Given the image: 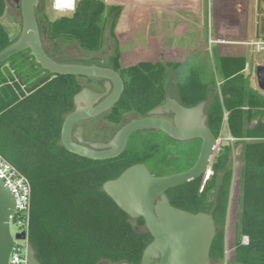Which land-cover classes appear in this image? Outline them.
Segmentation results:
<instances>
[{
    "label": "trees",
    "instance_id": "trees-1",
    "mask_svg": "<svg viewBox=\"0 0 264 264\" xmlns=\"http://www.w3.org/2000/svg\"><path fill=\"white\" fill-rule=\"evenodd\" d=\"M5 9V0H0V52L21 31V21L15 34L3 24ZM115 10L118 7L107 6L102 0H76L72 12L47 22L45 37L51 42L72 41L88 55L102 50L107 30L116 43L114 29L122 44L134 43L137 37L139 41L143 35L145 40L137 44L161 47L160 40L165 38L149 36L148 9L125 7L114 21L110 15ZM184 31L182 23L175 27V34ZM47 55L58 63L76 64ZM107 59L124 83L113 109L115 124L123 116H143L162 104L171 91L186 108L207 102V126L221 140L212 174L203 187L198 178L165 194L174 208L192 214L211 213L216 228L211 264H225L232 147L240 145L237 237L226 264H264V94L251 86L252 69L250 74L244 71L245 65L251 64L248 57L218 56L207 80L191 72L192 61L185 60L174 72L175 88L152 74L123 68L117 45ZM77 78L39 71L28 51L0 64V155L31 185L28 241L40 264H140L152 238L146 230L134 229L143 226V220L132 222L106 196L102 185L137 163H144L151 172L153 163L161 166L153 172L157 176L187 170L195 161L199 141L195 157L180 170L172 168L178 161L176 148L189 142H174L159 132L134 134L122 154L111 160L92 161L67 152L60 143V132L80 89ZM227 136L235 141H226ZM134 138H138L137 146L132 148ZM183 153L187 158L193 150L187 148ZM242 236L248 238L247 245L241 244Z\"/></svg>",
    "mask_w": 264,
    "mask_h": 264
},
{
    "label": "water",
    "instance_id": "water-1",
    "mask_svg": "<svg viewBox=\"0 0 264 264\" xmlns=\"http://www.w3.org/2000/svg\"><path fill=\"white\" fill-rule=\"evenodd\" d=\"M19 9L21 31L18 38L0 52V64L28 51V55L39 66V71L50 75L99 78L113 84L112 93L98 106L84 102L80 107L83 90L73 98L76 109L66 115L61 126L60 143L63 148L76 156L92 160L106 161L122 154L129 137L143 130H158L176 141H201L197 159L188 170L168 176L155 177L143 164L125 169L116 179L103 183L102 190L129 219L142 218L152 241L143 250L140 264H211L210 249L216 228L211 213L192 214L170 205L165 192L169 189L191 183L198 178L205 183L212 174L211 165L219 151L220 140L216 139L207 126L206 101L185 108L176 100L167 97L160 106L149 111L150 117L131 120L117 131L107 144H97L101 151L76 144L72 140L75 123L95 117L113 106L123 92V81L111 69L94 65L58 63L46 53L42 44L35 10L39 0H13ZM119 11L110 15L115 20ZM257 89L264 92V65L255 68ZM172 114V121L156 115ZM14 198L0 179V264H8L13 245L9 218L14 212ZM23 238V234L15 235ZM28 264H40L31 244L26 250ZM105 264V263H100ZM119 264H129L121 262Z\"/></svg>",
    "mask_w": 264,
    "mask_h": 264
},
{
    "label": "rangeland",
    "instance_id": "rangeland-1",
    "mask_svg": "<svg viewBox=\"0 0 264 264\" xmlns=\"http://www.w3.org/2000/svg\"><path fill=\"white\" fill-rule=\"evenodd\" d=\"M107 6L120 7L121 9L125 7L134 8H146L149 10V17L147 18L148 32L149 36L157 37L160 34V29H162V36L166 38H195L198 36L201 28L205 33V36L209 34L212 38L214 37V24L212 12L219 2L213 0H201L200 5L196 0H102ZM221 1V0H220ZM229 1V0H228ZM239 5L241 0H235ZM53 0H39L38 7L35 10L36 19L39 27L40 36L42 39V44L47 53L58 61L75 62V63H90L96 60L105 61L110 53L113 52L115 46L117 45L121 60V65L125 69L138 70L140 73L147 75L152 74V77L156 79H163L171 84L175 83L174 72L177 71L184 63L185 60H191L192 66L190 68L191 72H197L201 75L202 79L207 80L211 71L213 70V60L218 57L216 46L211 47V54L207 53L205 55L203 47L200 43H186V42H173L169 45L165 44L167 49L162 47H142L138 42L145 40V37L141 36L139 41L138 37L134 43L122 44L120 39L117 38V44L109 35V30L106 31L104 35V46L101 51L88 55L78 48L76 43L67 40L49 41L46 39V26L48 21L57 19L62 14H69L70 12H59L55 11L52 4ZM230 2V1H229ZM6 9L4 16L2 18L3 24L15 34L19 28V22L21 21L19 9L14 4L13 0H5ZM221 4H228L221 1ZM253 0H248V10H247V28L248 37L252 32L251 22L256 19L258 23L264 22V15L261 14L260 4L257 6V11L253 12ZM229 7V4L228 6ZM214 8V9H213ZM230 9V8H229ZM227 12L230 13V10ZM121 11V10H120ZM119 11V12H120ZM200 11V13L198 12ZM118 12V13H119ZM117 13V15H118ZM210 13V15H209ZM200 14V15H199ZM116 15V18H117ZM201 16V17H200ZM116 18L114 21H116ZM185 25V31L182 34H175V27L178 24ZM202 26V27H200ZM257 26V25H256ZM259 27V24L257 28ZM187 29V30H186ZM262 35L264 36V30H262ZM114 35L115 33L114 29ZM138 45V46H137ZM245 55L251 61L249 68L245 70V73H249L251 70V86L253 89L257 90L256 81L254 78V68L256 65H264V54L254 55L251 49L247 47H242ZM239 51H236L238 54ZM242 54V53H241ZM240 54V56H241ZM190 57H189V56ZM235 55V56H237ZM100 61V60H99ZM208 63V64H207ZM249 73V74H250ZM42 76V74H40ZM36 78H40L36 76ZM35 78V79H36ZM91 132H97V124L90 123ZM139 138V137H138ZM134 138L132 142V148L136 145V140ZM195 141V142H194ZM225 143L224 141L222 144ZM198 142L196 140L190 141L188 145L178 146L176 149L179 150L178 161L173 167H177L179 170L184 169L189 166L192 156L195 157ZM221 146V145H220ZM219 146V147H220ZM187 148H192L193 155L189 154L187 158L183 153L180 152L186 150ZM232 181L229 197L228 212L226 218V225L224 229V250L225 259L224 262L230 260L233 256L234 242L237 237L236 234V223L238 219V214L240 211L239 197H240V185H239V163H240V145H233L232 147ZM153 172L160 170L161 166L158 167L157 164L153 163ZM10 233L12 236L16 234V228L12 224L10 227ZM241 244L247 245L248 238L245 236L241 237Z\"/></svg>",
    "mask_w": 264,
    "mask_h": 264
},
{
    "label": "built area",
    "instance_id": "built-area-1",
    "mask_svg": "<svg viewBox=\"0 0 264 264\" xmlns=\"http://www.w3.org/2000/svg\"><path fill=\"white\" fill-rule=\"evenodd\" d=\"M63 0H53V8L55 11L59 12H72L74 10V5L76 0L71 1V9L68 7H58ZM221 1L229 4H221ZM218 0L219 5L223 6V12L225 15L219 17L220 28L224 29L229 34L236 33L239 30L240 22L243 20L242 15L238 14L237 7L239 6L235 0ZM215 1L213 0V4ZM260 4L261 14L264 15V0H253V12L257 11V6ZM218 5V6H219ZM248 7V0H247ZM230 8V9H229ZM230 10V13L227 10ZM248 10V8H247ZM210 15V13H209ZM213 15V14H212ZM259 24V27L257 28ZM257 25V26H256ZM252 32L245 41L238 43L248 49L252 50L254 55L264 54V36L262 35V30H264V22L258 23L256 19L251 22ZM246 30L247 22H246ZM209 35V34H208ZM209 45L216 43L210 35L208 36ZM263 65V64H262ZM258 66V65H256ZM255 66V68H256ZM249 68V65H245V70ZM255 68H254V78H255ZM244 70V71H245ZM258 90V89H257ZM260 91V90H258ZM261 92V91H260ZM264 94V92H262ZM220 140V139H218ZM226 141L233 143L235 140L230 136L225 138ZM221 141V140H220ZM0 179L4 186H6L13 198H14V212L9 218V226L13 224L16 228V234H23V238L17 239L15 235L13 238V245L9 255L8 264H28L26 261V250L29 243L28 241V229H29V219H30V201H31V185L29 180L21 174L13 165H11L3 156L0 155Z\"/></svg>",
    "mask_w": 264,
    "mask_h": 264
},
{
    "label": "flooded vegetation",
    "instance_id": "flooded-vegetation-1",
    "mask_svg": "<svg viewBox=\"0 0 264 264\" xmlns=\"http://www.w3.org/2000/svg\"><path fill=\"white\" fill-rule=\"evenodd\" d=\"M99 60H96V61L94 60V61H92L90 63H76V64L94 65V66H97V67L111 69V70L115 71L114 69H112L109 66L108 59H106L105 61H103L101 59H99ZM116 73L122 79L121 75L118 72H116ZM122 81H123V79H122ZM77 82H78V85L80 86V89H79V91L75 95L81 93L83 90H86L87 91L86 93H84L81 96V101L79 102L80 107H84V105H85L84 102H90L92 104V107H96L101 102H103L112 93V91H113V84L110 81H107L105 79L88 78V77H78L77 78ZM172 85H173L174 88L176 87L175 86L176 85L175 83H173ZM123 90H124V83H123ZM74 96H73V98H74ZM167 97H170V98L176 100L179 103V101L174 97L173 91L167 92L166 97H165V100H166ZM119 99H118V101H119ZM165 100H164V102H165ZM117 102L113 106H111L107 111H105V112H103V113H101V114H99V115H97L95 117L88 118V119H85V120H82V121H79V122L75 123L73 125V127H72V140L76 144H79V145H81L83 147L90 148V149L95 150V151H101L103 149L98 148V147H95L94 145H97V144H107V143H109L113 139V137L115 136V134L117 133V131L119 129H121L124 125H126L127 123H129L131 120L142 119V118L150 117L151 115H148L149 111H151L153 108L161 105L160 104V105H157V106L153 107L152 109H150L149 111H147L143 116H136V115L123 116L122 119L118 122V124H115L113 122V119L112 118L114 116L113 115V109H114L115 105L117 104ZM76 107H77L76 104L73 102V109H72V111L75 110ZM156 117L166 119V120H168L170 122L172 121V118H173L172 114H166V113L165 114H162V115H156ZM90 123H96L97 124L98 131L96 133L95 132L93 133V132L90 131L91 130ZM146 132L147 133H150V132H159V133L163 134L162 132H160L158 130H143V131L136 132L134 134H137V133H142L143 134V133H146ZM134 134H132L131 136H133ZM163 135L165 137H167L165 134H163ZM131 136L129 137V139L131 138ZM167 138L170 139V140H172V141H174V142H190V141H193V140H189V141H176V140H173V139H171L169 137H167ZM129 139H128V141H129ZM194 140L199 141V149H200L201 141L199 139H194ZM127 144H128V142H127ZM127 144H126V146H127ZM198 153H199V150H198ZM198 153H197V156H198ZM197 156L195 158V161L197 159ZM195 161H194V163H195ZM137 164H143V165H145L144 163H137ZM193 164L190 167H192ZM134 165H136V164H134ZM145 167L148 169V171L153 176H155V177H162V176H157V175L153 174V172H151L146 165H145ZM184 171H186V170H184ZM169 175H171V174H169ZM165 176H168V175H165ZM116 178H114V179H116ZM114 179H111V180H114ZM107 181H109V180H107ZM203 185H204V183L202 184V187H203ZM139 219H142V218H137V219H134V220H131L130 219V220L132 222H136V220H139ZM134 229L136 231H142V230H146L147 231V229L145 227V224H144V221H143V226H137V225H135ZM157 263H158V260H156L152 264H157Z\"/></svg>",
    "mask_w": 264,
    "mask_h": 264
},
{
    "label": "crops",
    "instance_id": "crops-1",
    "mask_svg": "<svg viewBox=\"0 0 264 264\" xmlns=\"http://www.w3.org/2000/svg\"><path fill=\"white\" fill-rule=\"evenodd\" d=\"M198 2V6L201 3V0H196ZM214 1H218V0H214ZM239 5V4H238ZM218 6V5H217ZM214 9V8H213ZM121 8H118V11H120ZM237 11L238 14L242 15L243 20H241L240 22V26H239V30L236 33H231L229 34L227 32V30L225 31L224 29H221L220 26V22L219 17L222 15H225L223 12V6H218L216 7V9L213 10L212 14H213V24H214V37L213 39L216 40L217 42L209 45L208 42V34L207 36H205V33L202 31L203 29L201 28L198 36H196L195 38L191 37V38H166L164 36H162V29H160V34L157 35V37L159 38H165V39H161V47L167 49L166 45L175 42H186V43H195L198 44L200 43L203 47L204 53L205 55L207 53L211 54V47L214 45L217 48V53L218 56H231V57H239L240 54L241 56L245 55L242 47V45H239L238 43L243 42L246 40V38L248 37V31L246 30V22H247V0H241L240 5L237 7ZM200 13V11H198ZM200 15V14H199ZM201 17V16H200ZM202 27V26H200ZM187 30V29H186ZM116 37L119 40L118 35H116ZM166 44V45H165ZM160 48V47H159ZM236 51H239V55L236 54ZM237 55V56H235ZM189 56V55H188ZM190 57V56H189ZM208 64V63H207Z\"/></svg>",
    "mask_w": 264,
    "mask_h": 264
},
{
    "label": "bare ground",
    "instance_id": "bare-ground-1",
    "mask_svg": "<svg viewBox=\"0 0 264 264\" xmlns=\"http://www.w3.org/2000/svg\"><path fill=\"white\" fill-rule=\"evenodd\" d=\"M71 1H69V0H63L62 1V3L60 4V5H58V7H68V8H70L71 9Z\"/></svg>",
    "mask_w": 264,
    "mask_h": 264
}]
</instances>
